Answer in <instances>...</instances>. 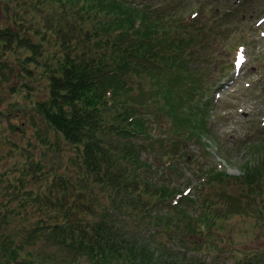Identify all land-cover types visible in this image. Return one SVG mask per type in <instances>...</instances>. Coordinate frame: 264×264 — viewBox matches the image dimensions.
Segmentation results:
<instances>
[{"label":"trees","instance_id":"16d2710c","mask_svg":"<svg viewBox=\"0 0 264 264\" xmlns=\"http://www.w3.org/2000/svg\"><path fill=\"white\" fill-rule=\"evenodd\" d=\"M1 4L5 13H15L11 27H1L0 22V80L11 84L6 93L29 89L36 79L48 83V96L36 103L34 112L16 106L20 115L14 117L23 126L21 117L35 114L67 148H59L56 134L55 144L49 141L50 133L40 130V145L31 149L7 139L21 160L0 172V264H215L204 256L216 251L212 243L218 244L212 239L230 214L226 202L233 205L237 200L221 196V206L204 199L201 216L192 217L185 210L189 195L175 189L171 174L166 179L172 187L151 175L153 166L144 160L150 125L141 110L147 103L128 94L134 90L144 95L141 79L147 72L148 79H156L157 87L165 90L164 98L181 97L177 80L184 76L173 66L187 62L185 52L197 43L191 44V38L177 48L173 41H163L164 28L149 15L153 10L161 13V5L147 13L129 7V0H0ZM41 8L55 15L36 25V15L27 16ZM154 31L164 43L154 39ZM52 48L56 51L50 54ZM189 79L192 87L182 92V110L196 101L192 95L198 80L190 75ZM179 124L197 134L209 133L207 120L188 117ZM260 137L252 143L253 160L241 176L212 172L214 178L203 182L231 181L233 188L238 182L246 207H255L264 222V136ZM39 148L42 156L35 155ZM47 148L65 153L51 165ZM174 155L166 154L167 168L173 167ZM234 264H264V253H243Z\"/></svg>","mask_w":264,"mask_h":264},{"label":"rangeland","instance_id":"374dc122","mask_svg":"<svg viewBox=\"0 0 264 264\" xmlns=\"http://www.w3.org/2000/svg\"><path fill=\"white\" fill-rule=\"evenodd\" d=\"M157 5L163 6L162 12L154 13L153 10L149 15L155 17L159 28H164L163 41H173L175 47L181 48L186 40L192 38L191 44L196 42L198 47L196 45L185 52L187 62L173 66L178 68L177 74L184 76L177 80L176 91L180 89L181 97L164 98L161 93L165 90L157 87L156 79H148L147 72L141 79L146 89L144 95H139L140 91L129 90L130 96L137 101L140 97L147 103L141 110L150 125L151 139L147 141L144 160L153 166L151 175L154 174L166 187H172L166 179V174H171L175 189L189 195L185 210L188 209L192 217L201 216L204 199H213L218 205L223 202L221 196H225L226 200L230 197L237 200L233 205L226 202L225 207L230 214L223 222L224 229L217 231L212 239L218 244L212 243L216 251L209 256H204L207 250L201 251L207 260L211 258L209 261L215 264H234L243 253H264V222L259 221L261 217L254 211L255 207H246L248 204L240 195L238 182L233 188L229 186L231 181L221 184L218 180L211 183L210 179L204 184L203 179L214 178L212 172L219 171L231 178L241 176L245 165L253 160L249 155L253 141L264 136V0H129V7L147 13L150 7L154 9ZM14 6L17 11L20 10L18 5ZM29 13L27 18L36 15L39 20L36 25H44L55 15L54 11L46 8L39 9L36 14ZM14 14L13 11L5 13L1 4V27H11ZM191 24L195 25L191 28L186 26ZM27 25L31 27L30 23ZM153 27L157 28L156 24ZM204 30L206 32L202 33ZM158 32H153L154 39L164 43ZM53 39L56 40L55 35ZM55 51L52 48L49 53ZM8 58L12 60L13 55ZM189 75L198 80L192 95L196 101L190 104L192 108L187 106L182 110L181 99L185 98L182 92L189 90L192 82ZM36 80L29 89L22 88L12 94H7L11 84L0 80V137L3 140H0V172L12 169L15 161L21 160L11 151L7 139L31 149L40 145L42 134L37 131L40 130L43 134L50 133V142H57L56 133H51L49 127L31 113L36 103L48 96V83L45 79ZM16 106L31 111L26 113L29 116L21 117L25 122L23 126L14 117L20 115L15 113ZM188 117L194 122L207 120L209 133L202 135L189 127L181 128L179 120L184 121ZM57 137L59 148L66 150L67 145ZM34 152L36 156L43 154L40 148ZM46 152L49 163L59 162L60 155L65 153L49 151L48 148ZM167 153L175 154L173 167L170 168L166 165ZM162 173H165V178H161Z\"/></svg>","mask_w":264,"mask_h":264}]
</instances>
